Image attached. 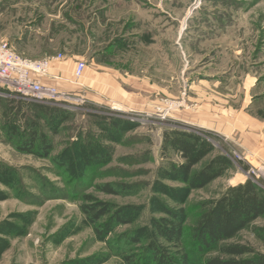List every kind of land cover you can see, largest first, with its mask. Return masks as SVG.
<instances>
[{"label":"rangeland","instance_id":"rangeland-1","mask_svg":"<svg viewBox=\"0 0 264 264\" xmlns=\"http://www.w3.org/2000/svg\"><path fill=\"white\" fill-rule=\"evenodd\" d=\"M0 41L30 60L62 55L54 86L71 99L54 106L47 158L16 152L0 122V264H152L144 247L165 209L182 210L188 229L264 164L251 158L257 141L241 118L264 120V0H0ZM174 132L206 142L193 172L218 155L230 167L189 190L170 170L184 160L163 149ZM86 146L100 154L94 162ZM86 195L129 223L98 239L79 210ZM227 243L264 255V216ZM215 254L193 251L191 264Z\"/></svg>","mask_w":264,"mask_h":264},{"label":"trees","instance_id":"trees-1","mask_svg":"<svg viewBox=\"0 0 264 264\" xmlns=\"http://www.w3.org/2000/svg\"><path fill=\"white\" fill-rule=\"evenodd\" d=\"M60 113L62 111L54 106L0 97L1 130L5 134L6 143L23 155L37 158H47L50 155L53 146L49 136L57 133V126L51 125V122ZM40 122L43 124L40 125ZM20 123L22 124L19 125ZM205 145V141L193 135L174 132L163 136V149L170 147L184 160V163L170 165V170L180 174L179 181L189 190L205 187L231 165L229 158L218 155L199 171L193 172V167L204 157L201 148ZM91 148L86 146L81 151L88 158L87 162L89 159L94 162L100 156ZM65 158L60 159L63 161ZM53 160L59 161V157ZM66 167L70 168L69 165ZM74 170L69 169V172L74 173ZM96 188L106 194H116L112 185ZM83 199L86 203L81 204L79 210L98 239L104 240L117 226L129 223L130 218L123 217V210L112 212L110 204L96 201L90 195ZM164 213L168 216L167 219L151 222V239L143 253L148 256L150 263L191 264L193 251L206 253L214 250L216 254L205 258L202 264H264L263 254H256L250 247L240 243H227L240 231L249 228L256 219L264 216V190L251 180L229 188L216 200L206 202L203 212L188 229L183 226L182 210L165 209ZM126 237L125 240L130 244L139 242L137 236L129 234ZM162 244H172L177 250L172 253L171 249L162 247ZM186 245H190V249ZM129 258L131 257H126Z\"/></svg>","mask_w":264,"mask_h":264},{"label":"built area","instance_id":"built-area-1","mask_svg":"<svg viewBox=\"0 0 264 264\" xmlns=\"http://www.w3.org/2000/svg\"><path fill=\"white\" fill-rule=\"evenodd\" d=\"M62 55L46 57L35 61L15 53L6 43L0 41V96L25 102L55 106L70 99L53 84L45 83L53 62L61 61ZM85 70V63L79 61L73 69V77L79 80ZM71 100V99H70ZM249 180L264 190V164L249 168Z\"/></svg>","mask_w":264,"mask_h":264},{"label":"crops","instance_id":"crops-1","mask_svg":"<svg viewBox=\"0 0 264 264\" xmlns=\"http://www.w3.org/2000/svg\"><path fill=\"white\" fill-rule=\"evenodd\" d=\"M55 70L56 69L54 67L51 69L48 77L45 79V83L54 85L53 77H54ZM255 82L256 81H253V83L250 85L249 87L250 91L252 88L255 87L256 85ZM241 118L244 119L243 121L249 126L250 128L249 131H251L254 134L255 139L257 141L256 155H253L255 159L251 156L250 157L256 162L264 163V120L263 119L259 120L249 115L247 116L243 115V117ZM229 127L231 128V126Z\"/></svg>","mask_w":264,"mask_h":264}]
</instances>
